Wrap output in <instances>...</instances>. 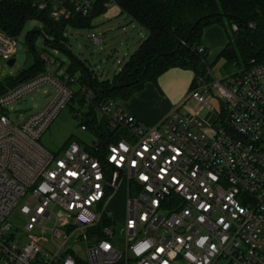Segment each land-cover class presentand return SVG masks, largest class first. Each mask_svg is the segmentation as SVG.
Listing matches in <instances>:
<instances>
[{
    "label": "built area",
    "instance_id": "built-area-1",
    "mask_svg": "<svg viewBox=\"0 0 264 264\" xmlns=\"http://www.w3.org/2000/svg\"><path fill=\"white\" fill-rule=\"evenodd\" d=\"M31 2L63 20L116 0ZM17 45L0 29L2 58L15 57ZM41 56L42 72L0 93V264H264V63L253 58L225 77L199 76L154 125L142 124L118 100L106 101L102 113L127 134L100 157L76 140L61 152L42 144L78 89L68 73L50 69L53 58ZM44 84L52 98L43 109L17 122L7 114ZM210 93H218L226 112L216 113L209 131L182 108L212 111ZM120 189L122 246L112 242L117 219L110 209Z\"/></svg>",
    "mask_w": 264,
    "mask_h": 264
},
{
    "label": "trees",
    "instance_id": "trees-1",
    "mask_svg": "<svg viewBox=\"0 0 264 264\" xmlns=\"http://www.w3.org/2000/svg\"><path fill=\"white\" fill-rule=\"evenodd\" d=\"M124 12L130 14L146 30L147 35L139 47L122 64L112 78L99 79L83 60L74 56L67 73L74 77L78 69L81 75L75 97L80 103L88 102L86 126L95 134L93 144L82 145L87 151L104 156L109 142L127 134L124 128L113 126L97 109L110 99H126L140 90L146 81L157 78L172 67L191 69L197 78L208 74L205 61L207 50L199 51L203 45L202 35L206 26L220 23L232 32L229 43L221 55L242 70L251 65V59L264 63V0H116ZM105 7L100 4L89 16L54 20L48 13L38 10L31 0H0V29L17 37L21 34L27 19L36 18L41 22L39 29L27 33L28 49L32 58L15 76L7 75L0 80V93L20 80L42 72L47 64L42 58L43 51L35 47L33 41L42 33L45 41L56 49L67 50V30L70 27L92 26V19ZM237 28L234 29L233 26ZM85 86V87H83ZM84 89V92L81 90ZM223 114L226 112L221 107ZM101 119V120H99ZM83 264V263H81ZM116 264H122L118 262Z\"/></svg>",
    "mask_w": 264,
    "mask_h": 264
},
{
    "label": "rangeland",
    "instance_id": "rangeland-1",
    "mask_svg": "<svg viewBox=\"0 0 264 264\" xmlns=\"http://www.w3.org/2000/svg\"><path fill=\"white\" fill-rule=\"evenodd\" d=\"M41 26V22L38 19H27L21 34L17 36L18 45L14 65H7L6 61L0 57V80L7 75L15 76L31 61L32 55L28 49L27 33L34 29H39ZM227 31L229 33L232 32L230 29ZM97 32H102L99 25L68 28L67 50L56 49L50 46V44L45 41V37L42 33L36 34L33 43L38 50L43 51L48 57L54 59L49 66L51 70L58 67V65H56L58 63L62 64L64 68L69 67L74 59L73 57L77 56L81 58L83 62H86V66L89 67L99 79L112 78L119 66L125 62L128 56L127 52L131 49L133 44L123 38L121 31L114 30L110 31L109 35H106L104 40L97 42L91 37V34ZM231 68L233 70L235 66L233 65ZM174 71L176 70L171 71V73ZM177 72L180 74H190L191 69L177 68ZM78 75L79 73L77 76ZM176 76L181 75L177 74ZM73 86L75 89H78L79 83L75 82ZM183 87H187L184 81L181 82L176 79L174 84L175 91L179 92ZM51 91L52 87L50 85H41L24 94L19 100L8 106L6 112L16 122L20 121L24 119L26 115L43 109L52 98ZM208 98L214 105V111H221L222 99L219 97L218 93H210ZM186 108L187 106H184L182 110H186ZM89 109V104L80 103L78 98L71 100L42 134L40 139L42 144L53 152H61L65 146L66 140L71 136L79 139L82 145L93 144L96 139L94 132L89 127H83V124L87 121V111ZM97 115L99 118L103 116L101 108L97 109ZM198 117L203 121L205 128L210 131L212 129L213 119H203L201 116ZM110 209L117 219L116 235L115 238L112 239V242L122 246L125 239V232L120 222L123 221L126 211V196L124 189H120L115 194L110 203ZM72 244V240L68 241L67 246H71Z\"/></svg>",
    "mask_w": 264,
    "mask_h": 264
},
{
    "label": "crops",
    "instance_id": "crops-1",
    "mask_svg": "<svg viewBox=\"0 0 264 264\" xmlns=\"http://www.w3.org/2000/svg\"><path fill=\"white\" fill-rule=\"evenodd\" d=\"M93 25H99L102 32L97 33L103 34L104 39L112 30L122 32L123 38L133 44L131 49L127 52L128 56L126 60L139 47L140 43L147 35V30L130 14L124 12L117 2L105 7L104 10L94 16L92 19V26ZM229 39V32L225 26L220 23H213L204 28L202 40L207 50L205 61L208 65V74L206 77L209 79L222 78L240 70L237 67L232 70L231 67L233 65L221 55L222 50L229 43ZM78 59L82 60L79 57ZM84 63L86 62L84 61ZM56 65H58V67L53 68V71L67 73L66 70L68 67L64 68L60 63ZM121 66H119L117 71L120 70ZM177 68L180 67L170 68L161 74L157 78V81H146L144 86L140 90L134 92L129 98L123 99L118 97L116 100L119 101L126 111L135 114L142 124L154 125L159 123L176 105L185 99L195 76L193 70H191L190 74H180L177 72ZM173 70L176 71L171 73ZM78 73V76H80V69H78L76 75L72 77L73 81L78 80ZM177 74L181 76H176ZM176 79L181 82L184 81L187 87H183L182 90L176 92L174 88ZM216 113L217 111H214V109L212 111L204 109L200 113H195L192 104L186 108V114L189 117L201 116L203 119H213Z\"/></svg>",
    "mask_w": 264,
    "mask_h": 264
},
{
    "label": "water",
    "instance_id": "water-1",
    "mask_svg": "<svg viewBox=\"0 0 264 264\" xmlns=\"http://www.w3.org/2000/svg\"><path fill=\"white\" fill-rule=\"evenodd\" d=\"M15 61H16V57H12L7 60V65L12 66L14 65Z\"/></svg>",
    "mask_w": 264,
    "mask_h": 264
}]
</instances>
